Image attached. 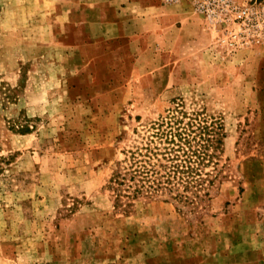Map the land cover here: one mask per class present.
<instances>
[{"label": "rangeland", "instance_id": "1", "mask_svg": "<svg viewBox=\"0 0 264 264\" xmlns=\"http://www.w3.org/2000/svg\"><path fill=\"white\" fill-rule=\"evenodd\" d=\"M173 110L222 127L210 194L118 193ZM0 264H264V0H0Z\"/></svg>", "mask_w": 264, "mask_h": 264}, {"label": "trees", "instance_id": "2", "mask_svg": "<svg viewBox=\"0 0 264 264\" xmlns=\"http://www.w3.org/2000/svg\"><path fill=\"white\" fill-rule=\"evenodd\" d=\"M221 125L198 113L169 111L142 130L111 176L126 197L140 195L195 205L209 195Z\"/></svg>", "mask_w": 264, "mask_h": 264}, {"label": "built area", "instance_id": "3", "mask_svg": "<svg viewBox=\"0 0 264 264\" xmlns=\"http://www.w3.org/2000/svg\"><path fill=\"white\" fill-rule=\"evenodd\" d=\"M209 1H213V2H215V0H209ZM218 2H219V0H218Z\"/></svg>", "mask_w": 264, "mask_h": 264}]
</instances>
